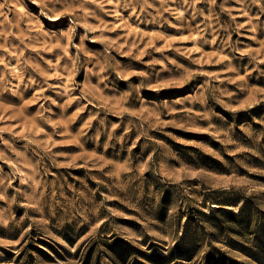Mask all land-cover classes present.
I'll return each mask as SVG.
<instances>
[{
  "label": "rangeland",
  "instance_id": "374dc122",
  "mask_svg": "<svg viewBox=\"0 0 264 264\" xmlns=\"http://www.w3.org/2000/svg\"><path fill=\"white\" fill-rule=\"evenodd\" d=\"M0 264H264V0H0Z\"/></svg>",
  "mask_w": 264,
  "mask_h": 264
}]
</instances>
